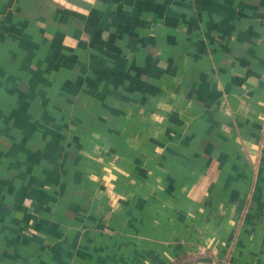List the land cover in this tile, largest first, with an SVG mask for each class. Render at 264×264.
Returning <instances> with one entry per match:
<instances>
[{
	"label": "crops",
	"instance_id": "crops-1",
	"mask_svg": "<svg viewBox=\"0 0 264 264\" xmlns=\"http://www.w3.org/2000/svg\"><path fill=\"white\" fill-rule=\"evenodd\" d=\"M264 264V0H0V264Z\"/></svg>",
	"mask_w": 264,
	"mask_h": 264
},
{
	"label": "trees",
	"instance_id": "trees-1",
	"mask_svg": "<svg viewBox=\"0 0 264 264\" xmlns=\"http://www.w3.org/2000/svg\"><path fill=\"white\" fill-rule=\"evenodd\" d=\"M188 259H191V258H187V257H180L176 260H174L173 262H170L169 264H196L194 263L195 261L194 260H190V261H187Z\"/></svg>",
	"mask_w": 264,
	"mask_h": 264
},
{
	"label": "rangeland",
	"instance_id": "rangeland-1",
	"mask_svg": "<svg viewBox=\"0 0 264 264\" xmlns=\"http://www.w3.org/2000/svg\"><path fill=\"white\" fill-rule=\"evenodd\" d=\"M190 260H192V259H188L187 261H190ZM194 263H196V262H194Z\"/></svg>",
	"mask_w": 264,
	"mask_h": 264
}]
</instances>
